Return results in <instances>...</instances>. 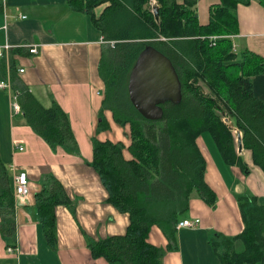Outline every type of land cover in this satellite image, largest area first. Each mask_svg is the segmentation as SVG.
Returning a JSON list of instances; mask_svg holds the SVG:
<instances>
[{
    "label": "trees",
    "instance_id": "trees-1",
    "mask_svg": "<svg viewBox=\"0 0 264 264\" xmlns=\"http://www.w3.org/2000/svg\"><path fill=\"white\" fill-rule=\"evenodd\" d=\"M152 1L68 0L74 10L91 16L108 42L99 68L106 92L98 130L110 126L105 109L112 111L120 126L130 125L128 146L122 140L103 141L96 136L93 140L92 165L108 200L130 216L125 233L89 240L92 258H104L106 264H164V250L149 241L151 228L159 226L168 238L167 249H175L176 226L189 210L192 194L210 206L216 204L218 196L205 177L206 159L197 146L202 133L213 137L229 165L247 170L234 130L241 131L243 148L264 172V101L255 95L253 81L264 72V58L249 49L235 51L233 38L239 32L237 5L252 0H221L211 7L205 25L199 21L198 0H156L158 19ZM259 1L264 5V0ZM103 4L107 6L97 16L95 9ZM149 44L171 59L183 91L182 101L164 103L163 118L153 121L137 110L128 95L132 67ZM15 70L12 64L10 73L20 91L26 124L51 146L70 144L76 149L69 114L57 102L44 106ZM125 149L132 158L125 157ZM13 193L12 169L0 156V231L7 238L17 230ZM34 198L44 236L56 247V207L63 204L75 211V203L54 175L46 176ZM237 198L245 227L238 235L216 240L215 253L221 264H264V203L256 195ZM238 240L244 244L241 251L236 249Z\"/></svg>",
    "mask_w": 264,
    "mask_h": 264
},
{
    "label": "crops",
    "instance_id": "crops-1",
    "mask_svg": "<svg viewBox=\"0 0 264 264\" xmlns=\"http://www.w3.org/2000/svg\"><path fill=\"white\" fill-rule=\"evenodd\" d=\"M220 1L198 0L200 24L209 23L210 9ZM106 6H98L96 15ZM236 11L235 49H249L264 58V5L252 0L238 4ZM4 43L13 48L7 58H0V80L12 78L10 67L15 65L17 77L44 106L57 102L69 114L78 147L51 146L26 124L22 113L12 112L10 97L0 88V156L12 169L28 173L32 190L28 198L16 199L15 236L7 238L0 231V264H106L104 258H92L89 240L125 233L130 216L108 200V191L92 165L93 140L96 136L103 141L122 140L127 146L131 143L130 125L117 124L109 109L104 110L109 128L98 130L106 92L99 68L108 42L91 16L74 10L68 0H7L6 5L0 0V44ZM24 45H37L38 52L30 53ZM253 81L255 95L264 101V72ZM204 133L198 136L197 146L206 159V180L218 200L210 206L192 194L183 218H200L201 223L197 228L178 229L175 249H167L168 238L159 226L151 228L149 241L164 250V264H221L214 242L238 235L245 227L237 197L256 195L264 203V172L253 163L251 152L238 150L247 170L229 165L219 151H211L208 144L212 142ZM124 155L132 158L128 149ZM48 175L62 182L75 203V211L63 204L56 207V247L45 238L35 207L34 196ZM9 244L16 252L7 251ZM243 248L238 240L236 249Z\"/></svg>",
    "mask_w": 264,
    "mask_h": 264
},
{
    "label": "water",
    "instance_id": "water-1",
    "mask_svg": "<svg viewBox=\"0 0 264 264\" xmlns=\"http://www.w3.org/2000/svg\"><path fill=\"white\" fill-rule=\"evenodd\" d=\"M154 13L158 19V5L154 6ZM138 54L129 76L128 95L145 118L161 120L164 103L177 104L182 101V82L171 59L153 45H147ZM236 131L238 150L242 151V133Z\"/></svg>",
    "mask_w": 264,
    "mask_h": 264
},
{
    "label": "built area",
    "instance_id": "built-area-1",
    "mask_svg": "<svg viewBox=\"0 0 264 264\" xmlns=\"http://www.w3.org/2000/svg\"><path fill=\"white\" fill-rule=\"evenodd\" d=\"M4 5H6L7 0H1ZM6 16V15H5ZM26 17V16H23ZM235 36H233L234 38ZM28 47V50L30 53H37L38 48L37 45H24ZM236 44L234 42V49L236 48ZM13 48L12 44L9 43H4L0 44V58H7L8 57V52H10V49ZM11 69V67H10ZM19 72H24V68H18ZM10 75V74H9ZM0 88L5 90L11 101V107H12V112L14 114H21L22 108L19 102V94L20 91L16 87L13 79L9 76H7L5 79L0 80ZM235 131V130H234ZM237 132V131H236ZM20 150H23V146H19ZM12 169V167H11ZM12 175H13V185H14V195L15 198L18 200L20 198L25 199L28 198L31 195V186H30V178L29 175L26 171L24 170H17L16 167L13 166L12 169ZM201 223L200 218H194V219H182L177 223V229H180L182 227H189V228H197ZM7 251L9 253H14L16 252V248L14 246H8Z\"/></svg>",
    "mask_w": 264,
    "mask_h": 264
},
{
    "label": "rangeland",
    "instance_id": "rangeland-1",
    "mask_svg": "<svg viewBox=\"0 0 264 264\" xmlns=\"http://www.w3.org/2000/svg\"><path fill=\"white\" fill-rule=\"evenodd\" d=\"M152 3L155 5V4H157L156 3V0H153L152 1ZM232 36V35H231ZM235 50H238V51H240V49L239 48H237V49H235ZM203 85V89H204V91H206V92H209V89L204 85V84H202ZM233 121V120H232ZM228 123H229V120H228ZM204 138H206V140L208 141V140H211V142L212 143H210L209 142V147H210V149H211V151L213 152V150H214V152H216L217 151V153L219 154V152H220V150H219V148L217 147V145H216V142L213 140V138L211 137V135L207 132H205L204 133ZM213 149V150H212ZM216 150V151H215ZM219 151V152H218ZM221 153V152H220ZM240 249H242V248H240Z\"/></svg>",
    "mask_w": 264,
    "mask_h": 264
}]
</instances>
